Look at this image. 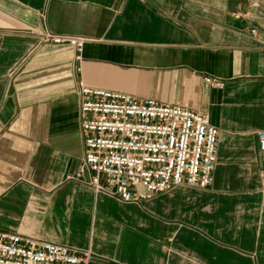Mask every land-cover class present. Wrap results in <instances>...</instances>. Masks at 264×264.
Returning <instances> with one entry per match:
<instances>
[{
  "label": "crops",
  "instance_id": "1",
  "mask_svg": "<svg viewBox=\"0 0 264 264\" xmlns=\"http://www.w3.org/2000/svg\"><path fill=\"white\" fill-rule=\"evenodd\" d=\"M46 32L92 41L77 62L40 45ZM80 83L208 114L213 184L141 203L97 191ZM260 132L264 0H0V232L90 251L88 264H264Z\"/></svg>",
  "mask_w": 264,
  "mask_h": 264
},
{
  "label": "built area",
  "instance_id": "2",
  "mask_svg": "<svg viewBox=\"0 0 264 264\" xmlns=\"http://www.w3.org/2000/svg\"><path fill=\"white\" fill-rule=\"evenodd\" d=\"M39 40L40 45L72 47L77 62L92 41L51 32ZM207 82L223 87L216 79ZM78 93L83 169L92 173L97 191L123 203H141L173 187L213 184L220 131L208 114L83 83ZM257 139L264 153V132ZM90 258V251L0 232V264H88Z\"/></svg>",
  "mask_w": 264,
  "mask_h": 264
}]
</instances>
